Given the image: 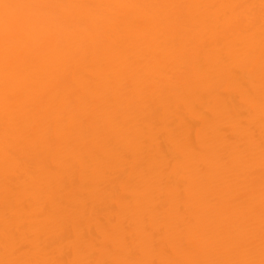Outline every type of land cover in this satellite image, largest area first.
Returning <instances> with one entry per match:
<instances>
[{
  "label": "bare ground",
  "instance_id": "bare-ground-1",
  "mask_svg": "<svg viewBox=\"0 0 264 264\" xmlns=\"http://www.w3.org/2000/svg\"><path fill=\"white\" fill-rule=\"evenodd\" d=\"M5 2L0 264H262L264 0Z\"/></svg>",
  "mask_w": 264,
  "mask_h": 264
},
{
  "label": "clouds",
  "instance_id": "clouds-1",
  "mask_svg": "<svg viewBox=\"0 0 264 264\" xmlns=\"http://www.w3.org/2000/svg\"><path fill=\"white\" fill-rule=\"evenodd\" d=\"M10 5H8L5 0H0V7H9ZM62 252L71 257V253L74 250L75 247V242L68 240L63 242L60 245ZM21 252H17L16 255H21ZM5 264H51V262L45 260V259H41V258H37V259H27V260H9V261H5ZM61 264H107L106 261L103 260H96V259H85V260H74L72 258L66 259L63 262H61ZM262 264H264V262H262Z\"/></svg>",
  "mask_w": 264,
  "mask_h": 264
}]
</instances>
